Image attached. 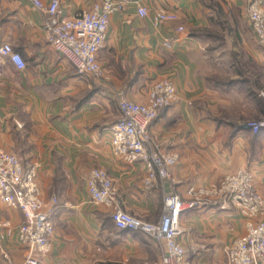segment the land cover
<instances>
[{"label": "crops", "instance_id": "obj_1", "mask_svg": "<svg viewBox=\"0 0 264 264\" xmlns=\"http://www.w3.org/2000/svg\"><path fill=\"white\" fill-rule=\"evenodd\" d=\"M47 4L50 0H40ZM71 17L99 0H58ZM111 14L97 60L101 80L79 76L47 43L43 14L31 0H0V45L24 63L0 64V149L22 165L37 166V182L51 215L50 251L41 264H158L162 248L145 234L115 227L108 210L90 201L86 177L93 168L110 176L123 210L158 222L164 198L209 188L237 170L252 174L264 196V128L241 126L264 118V50L255 40L245 0H142ZM175 13L157 22L158 9ZM183 31H176L178 26ZM173 39L171 45L164 41ZM170 79L176 98L149 127L147 150L176 153L169 179L145 189L144 161L118 159L110 145L120 117L118 98L145 102L150 84ZM0 219L14 228L21 212L0 202ZM246 220L217 201L182 212L180 239L191 264H228L226 247L243 236ZM22 260L13 238L0 242V264Z\"/></svg>", "mask_w": 264, "mask_h": 264}, {"label": "built area", "instance_id": "obj_2", "mask_svg": "<svg viewBox=\"0 0 264 264\" xmlns=\"http://www.w3.org/2000/svg\"><path fill=\"white\" fill-rule=\"evenodd\" d=\"M31 2L43 14L42 27L47 43L73 66L79 76L94 80L104 75L97 53L104 45L111 14L128 5H134L141 17L148 12L142 0H99L88 9L65 17L58 0H50L47 4L40 0ZM245 3L256 43L264 48V0H245ZM176 19L175 13L163 8L154 13L157 22ZM183 29L179 25L176 31ZM172 41L167 39L164 45L169 47ZM6 60L19 69L24 68L21 56L9 44L3 43L0 45V64ZM175 98L173 82L163 78L150 84L145 102L121 96L117 101L120 117L111 127L112 153L128 163L144 161L146 172L142 184L145 189H150L159 178L169 179L170 169L177 160L176 153L158 146L149 151L146 148L150 125L159 111ZM241 126L257 133L264 128V118L247 121ZM85 184L90 201L108 210L116 228L141 232L160 245L163 252L158 264H191L180 241L183 234L180 217L183 211L202 208L212 201H217L220 206L234 207L246 220L243 236L226 247L228 264H264V196L255 188L252 174L247 170L225 175L209 188H189L186 199L176 191L169 192L164 198L162 216L155 223L143 221L122 209L112 180L104 169H91ZM50 201L51 206L46 207L37 182V166H23L16 155L0 149V202L17 208L22 214V222L16 228L9 219H0V242L13 238L23 249L19 264H41L50 251L51 215L57 200L51 197Z\"/></svg>", "mask_w": 264, "mask_h": 264}, {"label": "rangeland", "instance_id": "obj_3", "mask_svg": "<svg viewBox=\"0 0 264 264\" xmlns=\"http://www.w3.org/2000/svg\"><path fill=\"white\" fill-rule=\"evenodd\" d=\"M246 15H247V12H246ZM247 19H248V18H247ZM263 50H264V48H263ZM263 52H264V51H263ZM103 77H104V75H103ZM103 77H102V78H103ZM102 78H101V79H102ZM91 79H92V78H91ZM101 79H99V80H101ZM263 92H264V91H263ZM250 121H255V120H250Z\"/></svg>", "mask_w": 264, "mask_h": 264}, {"label": "trees", "instance_id": "obj_4", "mask_svg": "<svg viewBox=\"0 0 264 264\" xmlns=\"http://www.w3.org/2000/svg\"><path fill=\"white\" fill-rule=\"evenodd\" d=\"M24 166V165H23Z\"/></svg>", "mask_w": 264, "mask_h": 264}]
</instances>
